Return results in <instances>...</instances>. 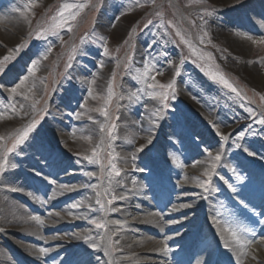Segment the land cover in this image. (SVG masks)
<instances>
[{"label":"rangeland","instance_id":"obj_1","mask_svg":"<svg viewBox=\"0 0 264 264\" xmlns=\"http://www.w3.org/2000/svg\"><path fill=\"white\" fill-rule=\"evenodd\" d=\"M64 2L65 0H34L32 10L28 11L22 0H0V18L3 14L12 18V22L8 24L12 36L18 32L16 25L23 24V33L14 36L12 41L5 43L7 39L0 38V59L9 55V50L14 49L17 44L26 45L15 53V59L5 63L4 71L0 73V136L6 137L0 144L10 147V133L23 127L32 118L40 119L43 116L25 143L19 145L14 152L7 153L9 166L0 171V220L6 215L5 209H2L5 195L14 191L13 189L17 194L21 191L17 184L27 185L31 178L35 180L28 186L31 194L20 192L17 199L29 211L30 217L43 216L45 209L40 208V199L48 201L51 198L49 188H54L58 183H67L57 181L59 174H67L70 170L77 171L78 168L86 174L87 180L80 177L76 180L77 184L73 180L69 181V185L74 184L71 188L73 190L68 191L71 192L70 195L63 199L57 208L66 207L68 216H83H79L80 221L71 228L58 231L48 228L45 235L58 238V241L53 243H48L45 239L31 240L25 236L19 237L21 241L49 250L64 246L58 252L47 251L38 259L40 263L23 255V251L13 244L9 230L0 231V264H3L5 255L16 264H141L134 257L145 255L161 258L156 254H143L138 250L140 239L148 236L160 240L165 238L143 225L154 212H158L154 216L163 222L182 219V216L169 218L164 214L172 206L176 195L190 192L183 190L184 187L179 189L183 183L194 187L193 192H198V196L203 193L210 199L212 218L224 220L231 217L238 222L240 218H244L248 223H255L256 227L262 230L259 235L264 236V210L261 209L264 207V125L257 123L260 114L264 113V101L257 95H264V80H255L256 76L264 78V44L249 41L244 57L238 60L230 45L225 39L217 37L214 31V21L220 17L219 10L222 7L218 0H155V3H152V0H139L141 6H137L135 0H90L88 7L75 22L72 32L62 29L59 36L48 34L46 38L37 39L36 31L46 25ZM67 2L81 3L84 0ZM246 3L256 2L245 0L230 7L236 9L235 15L239 20L248 14V8L244 5ZM17 8L20 9L19 12L14 11ZM157 12H162L163 16H157ZM148 20H152V23L145 27ZM169 20L176 28L167 23ZM192 20L195 21V26L191 23ZM234 24L235 22L230 24L232 29L237 27ZM262 27L264 28V24ZM177 28L196 48V54L175 35ZM242 29L257 40L264 38L261 31L256 32L247 27ZM204 31L208 36L202 44L199 36L203 35ZM101 35L108 38L107 56L104 55V42L98 38ZM60 37L63 38V43ZM81 37L84 39L83 44L80 43ZM209 38L211 44L207 42ZM73 45L77 46L76 53L71 52ZM49 46L52 51L47 52V59H43ZM69 55H74V59L69 61ZM33 60L39 61L35 76L28 73ZM247 61H252L253 70H256L257 74L241 67V64ZM146 62L153 66V71L147 82H144L136 77L143 72ZM68 63L72 65L70 68L65 66ZM125 63L128 64L127 68L124 67ZM216 65L219 66L218 70L237 86L240 96L212 80L206 71L202 70L211 67L215 71ZM25 76L28 77L25 85L13 95L11 89ZM151 76H155L157 81L164 84L174 81L176 99L171 98V90H168L169 108L163 110V118L155 114L157 109L162 108L159 100L149 95L153 91L148 87V84L153 83ZM33 84V99L38 101L35 110L31 108L32 100L25 99L24 95L20 94L32 95L28 93V89ZM110 84L113 96L111 102L105 105ZM132 92H136V96L129 99ZM21 104L24 105L23 109L20 108ZM12 105L16 106V112L11 110ZM104 106L107 107L108 117L94 110ZM249 108L255 111V116L248 112ZM24 113L28 115L25 116ZM5 121L13 122L10 124L13 129L9 132L2 130ZM135 121L150 124L153 128L159 125L160 129L165 127L169 133L172 132L170 137L162 133L161 144L165 149H157L156 159L150 156V149L157 148L159 141L147 144V139L142 138L146 137L147 131L140 127H137L136 131ZM209 121L215 123L219 132L229 139L221 140L220 135H217V128H213ZM101 124L106 125L104 133H101ZM113 124L114 139H109L107 132ZM240 132H244V136L237 139ZM102 135L105 143L101 152V163H90L84 156L91 155V148L100 142ZM85 137H91V140ZM234 141L248 147L256 155H248L242 148L237 149ZM142 143L146 147L143 154H138L136 149ZM53 151L61 154V157L57 159L58 155L53 154ZM108 152L116 156L113 162L121 170L119 176L113 174L111 179H117L125 173L127 162L131 164V168L134 167V153L137 152L146 163L140 164L137 172L128 175V180L130 177L136 178L138 183L146 187L144 191L149 195L150 187L158 177L163 176L158 181L161 185H166L165 180H170V174L173 173L176 178V195L168 193L164 198L153 195L149 210L138 212V217L131 215L129 211L120 213L119 209L127 208L123 199H117L107 205V199L112 193L117 197L122 194L131 196L137 190V187L134 190L125 187L113 190L109 185ZM126 152L130 155L125 154ZM209 152L213 156L220 152L222 158L216 164L209 191L204 192L198 186L196 178L203 179L204 169L210 167ZM2 154L3 149H0V155ZM173 156L178 158V162L173 161ZM56 160L59 161L54 164ZM151 162L160 167V174L149 167ZM10 164H23L22 169L17 171L14 184L13 181H3ZM102 164L105 165L103 174ZM29 171L33 173L32 176L27 175ZM87 173L94 175L89 176ZM237 175L243 176L244 180H237ZM40 177L48 188L38 181ZM85 181L88 182L84 183ZM228 184H232L236 191L229 188ZM93 185L96 187H92ZM161 185L158 184L157 191L161 189ZM76 188L79 190L76 191ZM107 188H110L109 196L99 197L105 203V208L102 209L100 204L96 203L97 192L102 194ZM208 194L210 196H207ZM242 195L245 199H241L239 204L237 200ZM85 196H90V205L84 201ZM191 201L193 200L189 198L182 200V203L190 205ZM199 202H196V208H193L195 210H190V214L197 213V217L201 214L202 207V202ZM73 204H79L80 207L73 208ZM111 208L118 210L111 211ZM51 209L53 207H47L46 211ZM137 218L140 221L135 220ZM94 219L104 221L107 229H97L91 223ZM193 220L185 223L178 231L166 234L172 237L182 231L188 232L181 240L167 241L173 258L177 255L175 251L179 253L176 264L190 261L189 250H193L194 242L198 246L203 240V236L196 239L198 228H195L196 220ZM52 221L59 223L57 219ZM208 223L216 228L212 219ZM42 225L44 228L45 223ZM239 225L244 227L240 223ZM80 228L84 229L80 235H90L100 247L91 248L83 239L71 240L68 233ZM133 228L143 232L137 233ZM104 234L110 235V239L101 240L100 237ZM206 234L208 236V232ZM13 236L17 237L12 234ZM225 252L228 256V251ZM105 255L109 256L110 261ZM125 257H128L127 260L123 259ZM194 261L192 259L188 264H193ZM210 263L209 258L207 264Z\"/></svg>","mask_w":264,"mask_h":264},{"label":"bare ground","instance_id":"obj_2","mask_svg":"<svg viewBox=\"0 0 264 264\" xmlns=\"http://www.w3.org/2000/svg\"><path fill=\"white\" fill-rule=\"evenodd\" d=\"M168 1V0H165ZM171 1H175V0H171ZM245 0H240L239 3H237V0H218V2L221 4V8L219 10L220 12V17H218L215 21H214V31L217 37L223 38L225 39V41L230 45L231 50L233 51L234 55H236V58L238 60H241V57H244L243 55L245 54L246 49L248 48V42L249 41H253V40H257V38H254L253 36L249 35L250 33H247L245 30H243L242 28L247 27L250 28L251 30H255L257 31H261L264 33V28L262 27V25L264 24V0H252L253 2L256 3H246L244 4L246 6V9L248 8V14L245 16V18L239 20L235 13H236V9H232L230 7L232 6H236L239 5L240 3H242ZM255 4V5H254ZM252 6V7H251ZM256 6V7H253ZM251 7V8H250ZM4 13V12H3ZM222 14V15H221ZM0 25L2 27H0V38L3 39H7L5 41V43H7L9 40H13L14 36H20L23 32H21L22 29V23L21 26L16 25L18 32L14 34V36H12V32L10 31V29L8 27V24L10 22H12V18L9 17L7 14H3V17L0 18ZM233 22H235L234 25H237V27H235L236 29H232L230 24H232ZM16 23V21H15ZM11 25V24H10ZM233 27V26H232ZM242 27V28H239ZM263 28V29H262ZM263 30V31H262ZM15 32V30H13ZM16 36V37H17ZM10 43V42H9ZM8 45V44H7ZM6 45V46H7ZM8 47V46H7ZM243 69L249 70V72H252L254 74H257L256 70H253V64L249 63L248 61L244 64H241ZM264 80L263 76H256L255 80ZM261 80V81H262ZM5 126L2 127V130H4L5 132H9L11 131L13 128L10 125L11 121H5ZM135 127H136V131L137 127H140L142 129H144V131H147L146 133V137H142L144 140H148L149 137H151L152 142H158L159 146H157L159 148V150L161 149H165L163 147V145L161 144V136L162 133L165 136H172V132L169 133V131H167L168 129L163 127L162 129H160V126L158 125L157 128L156 127H152V125H148L144 122L141 121H135ZM142 126V127H141ZM147 130H146V129ZM210 139V138H209ZM143 140V141H144ZM143 144V143H142ZM143 151H139L138 154H143ZM53 154L55 153V155L57 156V159H59L61 156V154H56L55 151L52 152ZM125 154H129V152H126ZM135 154V160H134V167L131 168V164L128 162L126 163L127 167L125 169V173L122 174L119 178L117 179H111V187L113 188V190H117L120 188H131L134 190V188L137 187L136 192H134L131 196H127L126 194H122V196L124 197L123 202H125V205L127 206L124 207L123 209H119L120 213L121 212H131V215L138 217V212L142 211V210H149V206L152 205L153 203V195H156L157 197L160 198H164L166 194H174L177 193V190L175 188V174L171 173L170 180H165L166 185L163 184L161 185V182H159L158 180L162 179L163 176H160L157 178V181H155L152 186L150 187V192L149 195H147V192L144 191V189H146L145 186H142V184L137 182L136 178H129L128 180V175H130L131 173H135L138 171V169L140 168V164H145L146 162H144L143 159H141L140 155H137V152L134 153ZM130 155V154H129ZM56 160L54 161V164L57 163ZM154 163L151 162V164H148L150 168H152V170L155 173L160 174V167H156L153 165ZM22 165L23 164H19V165H14V164H10V168H8L5 171V175L3 177V181L7 182H12L13 184L16 181V174L17 171L22 169ZM125 165V166H126ZM154 167H153V166ZM79 169V168H78ZM70 170L67 174H65L64 172L59 174L57 181L59 182L60 180L62 181H67V183H58L54 188H49V194L51 193V198L47 200L44 199H40L41 201V209H45L44 215H38L45 223V227L43 228V225L38 224L36 221L30 219L31 214L29 213V211H27V209L23 206V204L20 203V201H18L17 198H19V193L23 192L24 194L30 195L31 191L29 190V187L32 183L35 182L34 179H30L29 183L27 185H22V183L17 184L20 188V192H18V196L16 194V192L13 191H9V193L7 195H5L4 201L5 203L2 205V209H5L6 215L5 217L1 218L0 220V228H2V230H9V232L11 233V240L13 242V244L17 247H19L22 251H23V255H27L29 256L31 259H33L35 262L40 263V261L38 260L39 258H41L43 255H41L39 253V249L40 247H37L35 245H32L30 243H26L24 241L19 240V237H28L32 240L33 239H45L48 243H53L58 241V238H53L51 236H46L45 235V231L49 228V229H55V230H62L64 228H71L73 226V224H77L76 222L80 221V218H78L79 216H83L82 214H77L75 215L76 217H72V216H68L66 215V207H62V208H57L60 204V202H62L63 199H66V197L68 195H70L71 192H68L69 190H65L62 189L60 186L61 185H65L67 186L68 189H71L74 187V184L69 185L70 183H68L69 181H74L77 184V179H79L80 177H83L84 179L86 177V174L82 171V169L80 168L79 170ZM79 171V172H78ZM27 175L32 176L33 173L32 172H28ZM42 177H40L38 179V181L41 182V184H44V187L48 188V185L46 183H44L42 181ZM110 179V178H109ZM8 182V183H9ZM88 181H85L84 183H86ZM81 183V184H84ZM161 185V189L159 191H157V186ZM169 184V185H168ZM156 185V186H155ZM88 186V184L86 185ZM184 187V189H183ZM80 188H82V186H80ZM87 188V187H85ZM83 188V189H85ZM180 190H189V193H185L184 195H176L175 196V201L173 202L172 206L169 208V210L164 214L167 217H177V216H182V219H176V220H171V221H161L158 219V217L156 218L154 215L158 214V212H154L152 215V217L147 220V222L143 225L146 228H149L151 230H153L155 233L159 234L160 236H166V234L170 231H178L185 223L189 222L191 219L196 220V223L194 224L196 227L200 226L201 224V216L198 215L197 217V213L195 214H190V210H195L193 208H196V202L200 201L203 203H208V198L204 197L203 193L198 196V192H193L194 187L189 186L188 184H182L179 187ZM4 190V188H3ZM79 190V188H76V191ZM222 190L224 191V188L222 187ZM56 193L55 196H53V193ZM133 191H131L132 193ZM62 193V194H61ZM15 196V197H12ZM14 198V199H13ZM192 199L193 201H191V207L190 208H180L179 205L183 204L182 200H187V199ZM242 201L245 199V197L242 195L239 197V199L237 200V203L240 201ZM16 200V201H15ZM26 200V199H25ZM84 201H87L88 204L90 205L91 202V198L90 196H85ZM199 202V203H200ZM202 203V204H203ZM132 207H131V206ZM176 208V210L174 211L173 208ZM195 206V207H194ZM47 207H53V209L46 211ZM134 208V209H133ZM262 210H264V207H261ZM211 210L209 213V218L208 220L212 219L211 216ZM56 213H59L60 215L57 216ZM119 213V214H120ZM202 215V213H201ZM68 216V217H67ZM162 216V215H161ZM85 217V216H84ZM255 218L258 220V217L255 216ZM53 219H57L59 221L58 222H53ZM256 219H254L255 221H257ZM135 220H139L138 218ZM193 220V221H194ZM140 221V220H139ZM5 222V223H3ZM207 220L204 221V225H202L198 232L196 233V239H198L200 236H203V240L202 242L197 246L196 242L195 245L193 246V250H189V258L190 261L193 259L195 260L193 264H207V261L210 258V264H212L213 259H214V255H215V250L216 247L219 246L221 248V252H220V257H219V264H238V260L242 261L243 264H264V236L263 235H259L261 234L262 230H259L256 227L255 223H248L245 221L244 218H240L239 223L242 224V226H244L243 228L249 229L248 232H244V236H246L248 239L254 240L253 245L251 246V249L248 253V255H242L241 253V249H239L238 246L234 245L233 248H229V249H225L223 247V242L220 240V234H218L217 232V241L218 243H216V241H214L211 238V235L207 236L206 234V226ZM5 224V226H3ZM7 224V225H6ZM138 224V223H136ZM133 230H135V232H143L140 231L138 228H133ZM84 229L80 228L79 230H75L73 232H69L68 236L70 237L71 240L75 241L77 240L76 238H73V234H81L83 233ZM187 231H182L179 232L178 234H176L175 236L170 237L171 240L176 239V240H181L184 236L187 235ZM13 235H16L17 237H12ZM258 234V235H256ZM168 239V240H170ZM70 240V241H71ZM142 240V241H141ZM80 241H82L80 239ZM134 241V240H133ZM138 241V240H136ZM164 240H160L158 238L155 237H150L148 236L145 239H140V247H139V251L143 254H156L158 256H160L161 258H155V257H151V256H136L134 258L137 259V261H139V263L141 264H176L178 262V256L179 253H177V251H175V255L173 258V255L171 252L165 254L161 251H157L156 249L162 247V242ZM63 245L59 246V247H55L52 248L51 250H49L50 252H58L61 249H63ZM1 245H0V250H1ZM201 248V249H200ZM228 251V256H226V252ZM192 253V254H191ZM2 254V253H1ZM3 255V254H2ZM109 255V252H108ZM108 255H105L106 258L110 261V258ZM253 256H255V259H253ZM125 257L123 259L127 260ZM190 261H185L184 264H188L190 263ZM192 263V262H191ZM3 264H16L13 260H11L8 255H5V259Z\"/></svg>","mask_w":264,"mask_h":264},{"label":"snow or ice","instance_id":"obj_3","mask_svg":"<svg viewBox=\"0 0 264 264\" xmlns=\"http://www.w3.org/2000/svg\"><path fill=\"white\" fill-rule=\"evenodd\" d=\"M137 6H141L139 5V0H135ZM240 0H237V3H239ZM22 3L24 4V7L28 10L31 11L32 10V6L34 4V0H22ZM152 3H155V0H152ZM90 4V0H84V2L81 3H70L67 2V0H65L64 3H62V5L60 6L59 10L55 13V15L51 16L49 21L46 23L45 26L39 28L36 33L35 36L37 39H41V38H46V36L48 34L51 35H57L59 36V32L62 29H67L68 32H72L74 30V25L75 22L78 20V17H80L81 13L84 11L85 8L88 7V5ZM14 11H20L19 8L14 9ZM208 15H210L211 13H207ZM22 15H24L22 13ZM157 16L162 17L163 13L162 12H157L156 13ZM201 19H203V17H201ZM152 23V20H148L147 23L145 24V27H147L148 25H150ZM168 24L172 25L173 28H176V25L173 24V22L171 20L167 21ZM191 23L193 24V26H195V21L192 20ZM164 26V21L163 19L161 20V27ZM131 35V34H130ZM175 35L179 36L181 41L186 44L189 49L192 51L193 54H196V48L193 46V44L190 42L189 39H186L185 36L181 33V31L177 28ZM208 36V33L206 31L203 32V35L199 36V40L200 43H204L205 42V37ZM100 41L104 42V55H109V48L107 47V40L108 38L101 35L98 37ZM62 43L63 38L60 37ZM209 44L212 43L211 39L209 38L207 41ZM80 43L83 44L84 43V39L83 37H81L80 39ZM125 43H127V41H125ZM253 43L255 44H264V38L260 39V40H253ZM26 45L24 43H20L17 44L15 46L14 49H10L9 50V55H5L3 57V59H0V73H2L4 71V65L7 61L13 60L15 59V53H18L21 49H23ZM52 48L51 46L48 47L46 53L43 55V59H47V52H51ZM117 51H119V49H117ZM71 52L72 53H76L77 52V46L73 45L71 48ZM209 58L211 59V56L209 55ZM72 59H74V55H69L68 60L71 61ZM128 59H130V57H128ZM264 59V58H262ZM183 62V60H181V63ZM39 61L38 60H33L31 65L28 68V73L32 76H35L36 71H37V66H38ZM249 63H252V61H249ZM67 68H70L72 65L70 63L65 65ZM101 67H103V64H101ZM124 67L127 68L128 64L125 63ZM216 69L217 70H213L211 67L202 69L204 71H206V74L214 81L222 84L225 88L229 89L232 93H235L237 96H240L241 93L239 91V89L237 88V86H235L226 76L222 71H219V66L216 65ZM153 71V66L149 63H145V67L142 73L139 74L138 77H136L137 79L147 82V80L149 79L150 73ZM28 80V77L25 76L23 79H21L20 83L17 84L15 87H13L11 89V93L13 95L17 94V90L20 89L21 87H23L26 83V81ZM151 80L153 81V83L148 84V87L153 89V91L151 93H149V95L155 99L159 100V103L162 105V108L157 109L155 114H159L161 118H163V110L169 108V103H168V99H169V95L170 92L168 90H171V98L172 99H176V95H175V88H174V81L164 84V83H160L159 81L156 80L155 76H151ZM35 85L33 84L29 89H28V93H31L32 95H28L26 93H20L21 95H24L25 99L28 100H32V104H31V108L33 110H35L36 107V103L38 102L37 100L33 99L35 93L33 92ZM159 88L160 91H155V89ZM89 94L91 95V89H89ZM257 95H259V98L261 101H264V95H260L259 93H257ZM113 96V92H112V87L111 84L108 87V97L105 101V105H107L108 103L111 102ZM136 96V92H132L129 95V99H132L133 97ZM95 98V97H94ZM121 99H123V97H121ZM20 108L23 109L24 105L21 104ZM11 110L13 112H16V106L12 105L11 106ZM95 111L101 112L102 115H104L105 117H108V111H107V107H98L96 109H94ZM46 111V109H45ZM248 112L255 116L256 113L253 109L249 108ZM25 116L28 115V113H24ZM79 116V114H78ZM43 119V116L40 117V119H36V118H32L29 122H27L23 127L18 128L14 131V133H10L9 135L12 137V142H11V146L7 147L4 144H0V149H3V154L0 155V171H3L5 169V167L9 166V162H8V156L7 153H11L14 152L16 150V148L19 145H22L25 143V141L28 139L29 134L32 133L36 128L37 125L40 123V120ZM89 119H91V117H89ZM153 123H155V121H153ZM210 124H212L213 128H217V125L215 123H213L212 121H209ZM257 123L264 125V113L260 114V118L257 121ZM105 124H101L100 125V130L101 133H104L105 131ZM115 129V125L113 124L111 126V128L108 129L107 132V137L109 139H114V137L112 136V131ZM217 135H220L221 140L227 141L229 139L228 136L226 135H222L219 132V129L217 128ZM244 136V132H240L239 136L237 139L243 138ZM6 139V137L4 136H0V141H4ZM85 139L91 140V137H85ZM105 143V138L102 135L101 140L98 144H96L93 148H91V155H85L84 159L89 161L90 163H101V152L103 151V146ZM152 143V139L151 137L148 138L147 140V144H151ZM234 146L237 149H241L243 150V152L248 153V155H256V153L251 152L249 150L248 147H244L242 144L240 143H236L235 141L233 142ZM108 147L110 148L111 145L109 144ZM146 147L145 144H141L136 151H143L144 148ZM77 155H79V153H77ZM209 157L211 158V163H210V167L205 168L203 171V179L197 177L196 178V182L198 184V186L200 188L203 189L204 192H208L211 186V182H212V175L213 172L216 169V164L221 160V154L220 152H217L214 156L212 155V153L209 152ZM134 158V156H133ZM116 159V156L113 155L112 152H108L107 153V168H108V176H109V184L111 185V177L113 176V174L115 176H119L120 175V169L117 168V165L113 162ZM173 161L174 162H178V158L176 156H173ZM102 174L105 168V165L102 164ZM233 172H235V170L233 169ZM87 175L92 176L94 175V173H87ZM237 180L239 181H243L244 177L237 175ZM221 179H223V177H221ZM53 183H55L53 181ZM227 183V181H226ZM62 189L65 190H73V189H68L67 186L65 185H61L60 186ZM92 187H96L95 185H93ZM228 187L231 188L234 192L236 191V189L232 186V184H228ZM15 191V189H13ZM110 193V188H107L104 190V192L101 194L100 192H97V197L98 199L96 200L97 204H100L101 208L104 209L105 208V203L99 199V197L101 195L103 196H109ZM62 194V193H61ZM56 193H53V196H55ZM117 199H124L123 196L117 197V195L115 193H112L110 195V198L107 199V205H111L115 200ZM73 208H78L80 207L79 204H73L72 205ZM180 208H190L191 205L189 204H181L179 205ZM111 211H117L118 209L116 208H111L109 209ZM173 210L175 211L176 208L174 206ZM57 216H59V213H56ZM219 215V213L217 214ZM30 219L36 221L38 224H43L44 221L39 217V216H32L30 217ZM213 223L216 225V231L218 234H220V240L223 242V247L225 249H229V248H233L234 245L238 246L239 249H241V253L242 255H248L251 246L254 243V240L248 239L246 236L243 235L244 232H248L249 229L246 228H241L239 225V222L237 220H235L234 218H226L224 220H219L216 217L212 218ZM92 224L95 225V227L97 229H107V224L104 221H97V220H92L91 221ZM0 231H2V229H0ZM73 238L76 239H83L85 242H87L89 244V247L91 248H98L100 247V244L93 241L92 237L90 235H80V234H73ZM101 240H105V239H110V235L104 234L101 235L100 237ZM168 239H170V237H165L164 241L162 242L163 246L156 249L157 251H161L165 254L169 253L172 251V249L168 246ZM118 243V241H117ZM47 251H49V249L43 248L41 247L39 249V253L41 255L45 254ZM253 259H255V256H253ZM238 264H243L242 261L238 260Z\"/></svg>","mask_w":264,"mask_h":264}]
</instances>
